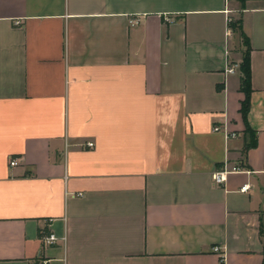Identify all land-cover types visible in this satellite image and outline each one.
Wrapping results in <instances>:
<instances>
[{"label": "crops", "instance_id": "1", "mask_svg": "<svg viewBox=\"0 0 264 264\" xmlns=\"http://www.w3.org/2000/svg\"><path fill=\"white\" fill-rule=\"evenodd\" d=\"M0 264H264V0H0Z\"/></svg>", "mask_w": 264, "mask_h": 264}, {"label": "trees", "instance_id": "2", "mask_svg": "<svg viewBox=\"0 0 264 264\" xmlns=\"http://www.w3.org/2000/svg\"><path fill=\"white\" fill-rule=\"evenodd\" d=\"M229 26L233 32H236L241 38L243 45L245 46L242 53L241 61L239 63L240 70V90L244 94V98L240 102V113L242 118L246 120L247 112L249 110V97H250V65H249V51L250 46L247 36L244 34L240 19H233L230 21ZM244 152L249 148L256 145V131L250 129L247 125L244 130Z\"/></svg>", "mask_w": 264, "mask_h": 264}, {"label": "built area", "instance_id": "3", "mask_svg": "<svg viewBox=\"0 0 264 264\" xmlns=\"http://www.w3.org/2000/svg\"><path fill=\"white\" fill-rule=\"evenodd\" d=\"M230 19H228L229 21ZM129 22L131 24H135L138 22V20L136 19H130ZM227 34H230V29L227 30ZM238 65L237 64H228L226 67V72L228 73H234L235 70L237 69ZM223 130L224 132H227L226 127H220V126H213V130L217 131V130ZM229 137H235L234 133H229L228 134ZM88 146H92L93 143L92 142H88L87 143ZM9 164L10 165H15L17 164V159L16 158H11L9 160ZM242 171V168L239 165H229L228 163H224L223 167L221 169H217L214 170L211 174V178L215 183H222L224 182V180L226 179V174L230 173V172H240ZM249 188V184L245 183L243 184L239 190L240 191H246ZM63 240V237L61 238ZM59 240V237H57L53 232H46L42 235V242L45 245H52L57 243V241ZM213 250L217 251L218 248L214 247Z\"/></svg>", "mask_w": 264, "mask_h": 264}]
</instances>
